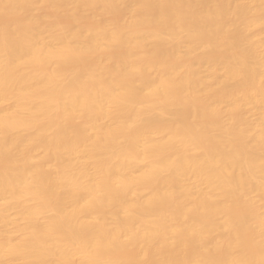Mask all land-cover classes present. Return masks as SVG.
<instances>
[{
    "label": "bare ground",
    "instance_id": "1",
    "mask_svg": "<svg viewBox=\"0 0 264 264\" xmlns=\"http://www.w3.org/2000/svg\"><path fill=\"white\" fill-rule=\"evenodd\" d=\"M0 264H264V0H0Z\"/></svg>",
    "mask_w": 264,
    "mask_h": 264
}]
</instances>
